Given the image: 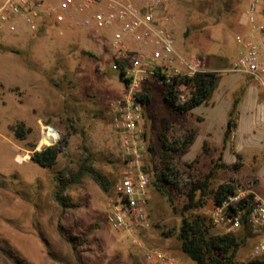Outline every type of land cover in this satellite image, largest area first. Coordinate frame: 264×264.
Masks as SVG:
<instances>
[{"label": "rangeland", "instance_id": "rangeland-1", "mask_svg": "<svg viewBox=\"0 0 264 264\" xmlns=\"http://www.w3.org/2000/svg\"><path fill=\"white\" fill-rule=\"evenodd\" d=\"M165 3L173 17L171 29L178 51L185 57H199L207 70L217 71L219 77L209 106L203 104L186 114H178L165 104L163 86L155 79L141 85V89L149 88L151 98L141 107L139 138L145 161L151 170L160 167L159 136L168 133L166 126L195 125V138L179 157L180 163H191L197 175H205L221 156L222 163L232 170L217 169L211 187L256 178L252 192L264 199L263 92L258 81L226 71L237 57L235 37L247 32L246 0ZM260 18L264 20V15ZM69 23L67 17L37 33L18 35L0 30V237L7 239L28 264H79L71 247L59 236L60 227L89 237L81 264H151L145 259L146 250H159L176 264H194L180 251L175 237L162 233L180 225L184 197L173 196L169 202L148 190L146 226L133 233L141 247L134 245L126 232L109 224L110 201L122 169L113 111L125 86L118 72L111 69L115 49L110 45V34L70 27ZM242 87L247 88L248 98L254 97V104L237 110L236 126L224 142L228 110ZM198 113L204 121L195 118ZM19 125L27 131L23 138L16 133ZM45 127L57 133L55 141L69 136L65 152L52 169L42 168L30 158L21 159L28 153L30 156L40 140L45 147L54 144L48 139L50 130L42 138ZM83 145L95 154V166L110 181V189L103 192L86 178L70 192L81 206L62 211L51 197L54 175L67 161L75 165L82 157ZM236 155L242 164L238 170L232 168ZM212 209V200L206 198L204 206L193 213L210 216ZM215 230L225 231L223 227ZM253 242L251 238L239 248L238 261L250 257ZM0 264H9L2 255Z\"/></svg>", "mask_w": 264, "mask_h": 264}, {"label": "built area", "instance_id": "built-area-1", "mask_svg": "<svg viewBox=\"0 0 264 264\" xmlns=\"http://www.w3.org/2000/svg\"><path fill=\"white\" fill-rule=\"evenodd\" d=\"M263 9L264 0H248L247 32L235 37L237 57L226 71L258 81L264 96V20L260 18ZM67 17L70 27L110 34V45L115 49L112 70H119L117 59L127 60L125 76L129 83L113 111L122 169L114 185L107 219L115 230L126 232L132 243L141 247L133 233L146 226L150 178L143 169V145L139 138L142 104L134 95L149 78L164 86L174 78H190L208 70L199 57H185L178 51L171 29L173 17L165 0H3L0 30L5 28L12 35L37 33ZM49 130L52 144L57 136L52 128L45 127L42 138ZM43 147L40 140L35 150ZM29 158V153L21 156L22 161ZM230 206L236 208L235 213L229 211ZM242 216L255 239L250 256H264V199L254 195L252 189L237 188L213 206L210 218L216 227L235 233L243 227ZM144 256L151 264H176L159 250H146Z\"/></svg>", "mask_w": 264, "mask_h": 264}, {"label": "trees", "instance_id": "trees-1", "mask_svg": "<svg viewBox=\"0 0 264 264\" xmlns=\"http://www.w3.org/2000/svg\"><path fill=\"white\" fill-rule=\"evenodd\" d=\"M262 15H264V9ZM116 63L119 65L118 77L127 87L129 83V79L125 76L127 60L119 58ZM218 77L217 71H207L190 78H174L171 83L163 86L162 94L165 104L178 114L189 113L194 108L207 104L216 88ZM245 90L246 88L242 87L232 100L223 134L224 142L228 140L232 128L236 126V113ZM134 97L142 105L149 104L151 99L149 88L142 89ZM71 127L73 131H76L74 126ZM165 130L168 133H161L159 136L162 146L160 167L151 170L143 153V169L150 178L149 189L151 188L169 202L173 201V196L185 198L181 209L180 225L177 228L172 227L163 231V235L175 237L179 241L180 251L194 264H264V256L254 258L250 256L245 261L237 260L239 248L252 238L251 232L245 225L244 216H242V222H244L242 229L233 233L218 232L215 230L216 226L213 225L210 216L193 213V210H198L204 206L206 198L212 200L213 206L217 205L239 187L252 189L257 184L258 179L254 178L243 184L239 181L230 180L211 187V180L216 170L228 171L231 166L222 163V157L219 156L207 174L197 175L191 163L181 164L179 161V157L186 153L192 144L196 127L193 125L181 127L168 125ZM26 132L23 125L17 127L18 137L23 138ZM143 140L146 141L145 134H143ZM68 143L69 136L62 135L54 144L33 151L30 155V161L42 168L52 169L59 155L65 152ZM82 149V157L75 162L73 167L70 165L72 161H67L64 167L54 175L51 197L62 211L74 210L81 206L72 199L70 192L81 185L86 178L94 181L103 192H108L110 189V181L95 166V154L86 145H83ZM236 156L237 159L232 165L234 170L242 167V164L239 163L240 156ZM229 211L235 213L236 208L230 206ZM58 233L61 239L71 247L76 262L81 264V253L88 248L86 246L89 244V237L75 231H64L62 227L58 229ZM0 255L9 264H28L12 248L9 241L1 237Z\"/></svg>", "mask_w": 264, "mask_h": 264}, {"label": "crops", "instance_id": "crops-1", "mask_svg": "<svg viewBox=\"0 0 264 264\" xmlns=\"http://www.w3.org/2000/svg\"><path fill=\"white\" fill-rule=\"evenodd\" d=\"M247 2H248V0H246V5H247ZM241 22V21H240ZM241 24V23H240ZM243 29H244V27L242 26V24L240 25ZM246 33V30H244V32H243V34H245ZM177 43H176V47H177ZM178 48V47H177ZM206 66V65H205ZM221 87H222V89H224L225 90V87L226 86H223V84L221 85ZM247 95H248V90H247V88H246V90H245V93H244V98L243 99H241V101H240V103H239V105H238V110L239 111H242V110H245V109H248L251 105H253L254 104V97L251 95L250 96V98H248L247 97ZM242 96V97H243ZM246 96V97H245ZM248 98V99H247ZM201 106V105H200ZM205 106L206 107H208L209 105L208 104H205ZM199 107V106H198ZM198 107H196V108H198ZM230 107H231V105H230ZM264 108V107H263ZM195 109V108H194ZM193 109V110H194ZM230 109V108H229ZM193 110H191L190 112L192 113V111ZM263 111V112H262ZM261 112L263 113V115H264V109L262 110ZM228 112H229V110H228ZM202 114L201 113H198V114H196V116H195V118L198 120V121H204V117L203 116H201ZM263 121H264V117H263ZM226 123H227V121H226ZM193 126H195V125H193ZM196 127V126H195ZM206 136H210V133H207V135ZM222 139H223V137H222ZM220 141H222V140H220Z\"/></svg>", "mask_w": 264, "mask_h": 264}, {"label": "bare ground", "instance_id": "bare-ground-1", "mask_svg": "<svg viewBox=\"0 0 264 264\" xmlns=\"http://www.w3.org/2000/svg\"><path fill=\"white\" fill-rule=\"evenodd\" d=\"M45 138H47V137L45 136ZM43 142H45V139H43Z\"/></svg>", "mask_w": 264, "mask_h": 264}]
</instances>
